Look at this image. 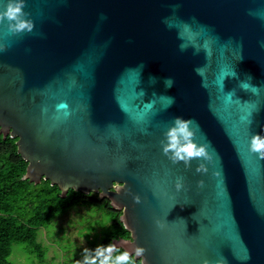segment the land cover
<instances>
[{
    "label": "water",
    "instance_id": "obj_1",
    "mask_svg": "<svg viewBox=\"0 0 264 264\" xmlns=\"http://www.w3.org/2000/svg\"><path fill=\"white\" fill-rule=\"evenodd\" d=\"M24 11L33 32L0 25V133L17 138L22 179L108 199L147 264H264V160L249 150L264 135V18L252 14L264 0H26ZM61 102L71 115L57 120ZM177 116L196 121L213 162L163 155Z\"/></svg>",
    "mask_w": 264,
    "mask_h": 264
},
{
    "label": "trees",
    "instance_id": "obj_2",
    "mask_svg": "<svg viewBox=\"0 0 264 264\" xmlns=\"http://www.w3.org/2000/svg\"><path fill=\"white\" fill-rule=\"evenodd\" d=\"M16 141L17 138H4L0 133V264H13L10 257L16 244L43 261L46 249L38 241L40 228L47 227L76 205L91 208L110 220V225L106 224L110 230L91 249L129 234L120 220L122 212L114 209L108 199L74 190L62 198L59 187L52 186L48 180L43 179L39 184L23 180L28 163L18 153Z\"/></svg>",
    "mask_w": 264,
    "mask_h": 264
},
{
    "label": "clouds",
    "instance_id": "obj_3",
    "mask_svg": "<svg viewBox=\"0 0 264 264\" xmlns=\"http://www.w3.org/2000/svg\"><path fill=\"white\" fill-rule=\"evenodd\" d=\"M26 7V0H7L6 10L0 11V25L7 21V34L17 36L23 33H31L35 28L33 20L27 17L30 13L24 11ZM264 18L262 13H252ZM9 45L0 42V52L7 50ZM183 47V46H182ZM199 72V69L197 70ZM168 87H171L172 80L169 78L165 81ZM226 101L231 100V95L225 97ZM173 98H169V106L173 103ZM154 103V102H153ZM152 105H148L151 107ZM69 106L66 102H61L56 105L57 115L54 117L57 120L67 119L71 113L68 110ZM47 112V108L43 109ZM250 115V114H249ZM247 119V118H245ZM251 124V120H247ZM147 134V128L142 129ZM199 125L193 119H185L181 116L175 117L172 125L164 132L165 139L161 141L163 155L166 156L173 164L183 162L186 168H191L192 161L202 160L208 163L213 162V153L209 151V143H198L196 141ZM250 152L257 154L260 160H264V135L256 134L251 136ZM208 167L206 163H200L196 168L197 173H207ZM219 175V173H216ZM199 187L204 186V181L199 182ZM176 190L184 189V180L182 177L177 178L175 184ZM124 184L117 183L112 186V192L119 194L125 190ZM136 204L141 203V197L135 195L133 197ZM112 203L119 207V205L112 201ZM156 224L163 229L165 225L157 220ZM129 234L122 240L117 242H110L107 245H98L95 249L84 247L83 257L81 260H76V264H147L146 252L147 249L133 242L132 230L125 228ZM89 233H84L82 236L77 234V239L80 240L81 245L85 243V236ZM120 245H123L124 250H121ZM204 264H210L208 260ZM217 264H224L223 261H218Z\"/></svg>",
    "mask_w": 264,
    "mask_h": 264
},
{
    "label": "rangeland",
    "instance_id": "obj_4",
    "mask_svg": "<svg viewBox=\"0 0 264 264\" xmlns=\"http://www.w3.org/2000/svg\"><path fill=\"white\" fill-rule=\"evenodd\" d=\"M106 224L110 225L109 218L96 214L86 206L76 205L47 227L40 228L38 241L46 249L43 261L28 253L20 244L13 246L10 260L13 264H76V260L83 257L84 247L91 249L92 245L102 242L110 230ZM84 233L89 234L81 245L76 237L77 234L82 236Z\"/></svg>",
    "mask_w": 264,
    "mask_h": 264
}]
</instances>
